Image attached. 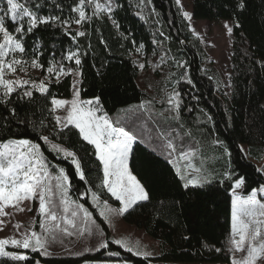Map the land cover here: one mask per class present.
<instances>
[{
  "label": "trees",
  "instance_id": "1",
  "mask_svg": "<svg viewBox=\"0 0 264 264\" xmlns=\"http://www.w3.org/2000/svg\"><path fill=\"white\" fill-rule=\"evenodd\" d=\"M36 2L44 5L41 14H61L54 7L60 4L63 15L67 16L69 5L74 0ZM118 2L123 7L117 11L116 18L121 25L120 31L128 39H122L107 20L85 25L88 36L78 38L81 52H87L82 56V75H79L81 99L99 96L109 116L114 121L119 120L121 126L127 124L130 106L150 97L137 84L139 69L132 57L135 48L143 44L145 57L150 58L156 53L162 55L165 76L170 77L160 80L159 85L154 87L153 98H161L167 87H175L181 92L180 122L183 129L199 138L200 147L204 149L202 155L215 158L214 162L208 159L205 165L208 172L214 170L219 173L228 163V158L221 156L222 148L211 143L213 139H218L231 152V167L239 176L246 178L248 190L264 184V175L257 171L250 160L260 161L264 156V107L261 104L264 100V67L257 63L264 60V0H244L243 9L237 7L239 0H192L193 19L229 20L233 23L229 99L224 97L215 69L209 64L201 42L189 30L175 0H152V4L143 9V18L135 15L138 0ZM152 7L155 13H150ZM161 32L163 35H160ZM101 36L107 47L100 42ZM154 40L160 43L154 44ZM25 46L28 49L26 59L32 58L34 49L40 54L38 58L44 65L43 69L40 68L43 73L53 59V53L59 61L62 53L69 48L74 50L77 44L65 36L62 29L41 26L26 38ZM177 61H187L191 84L187 79L175 83L184 74ZM64 64L75 67L71 61H64ZM50 92L57 98H69L71 76L61 77L59 83L51 81ZM21 95L14 93L10 104L0 103V140L27 138L40 143L46 161L56 163L68 174L71 185L69 196L78 199L93 212L109 241L106 248L82 250L72 255L44 257L29 250L32 260L28 264H34L36 259L41 264L123 263L125 260L131 264L230 263L226 251L217 253L214 250L224 247L230 232L231 192L228 184L221 185L213 180L202 186L184 188L169 159L138 138L132 145L129 167L149 192L150 199L139 203L121 217L125 223L157 239L160 253L148 258L136 256L110 241L107 225L91 204V192L99 193L101 200L106 199L112 205L118 204L106 189L97 187L103 172L93 147L84 142L75 130L65 131L61 135L52 134L54 121H51L48 112L50 97L46 99L37 91H34L32 98H21ZM11 108H15L16 115L10 114ZM21 120L25 123H20ZM41 120L48 127L41 125ZM41 135H49L51 142L61 143L77 153L86 173V181L76 175L70 159L53 152L49 144L40 140ZM241 145L246 146L247 156L240 150ZM205 166L203 164L204 169ZM84 193L87 194L82 195ZM205 242L207 248L203 246ZM8 249L12 250V246ZM111 252H119L120 256H110ZM7 264L15 262L8 261Z\"/></svg>",
  "mask_w": 264,
  "mask_h": 264
},
{
  "label": "snow or ice",
  "instance_id": "2",
  "mask_svg": "<svg viewBox=\"0 0 264 264\" xmlns=\"http://www.w3.org/2000/svg\"><path fill=\"white\" fill-rule=\"evenodd\" d=\"M151 4L152 0H138L136 5L138 10L135 15L143 18V9ZM175 4L182 16L190 20L193 14L184 10L182 0H175ZM43 7L44 5L36 0H0V103L10 104L14 93L18 95L22 93L21 98H32L34 90L46 99L51 98V107L48 112L51 121H54L52 134L61 135L65 131L75 130L79 137L94 149V155L99 160L103 172L97 187L106 189L110 197L119 203V207H114L106 199L101 200L97 192H91L92 200L95 207L99 209V217L103 221L111 222L114 216H123L139 203L150 199L149 192L129 167L132 145L138 136L134 131L121 126L119 120L114 121L109 116L99 96L81 99V89L78 87L81 81L73 79L71 98L61 99L50 92V78L54 76L55 81L59 83L61 77L82 75L80 71L82 56L87 55V52H81L78 38L88 36L85 25H91L94 21L107 20L122 39H128L120 31L121 25L116 18L117 11L123 5L118 0H74V3L69 5L67 16L63 15V7L60 4L54 5L61 12L59 15L41 14ZM237 7L243 9L244 0H239ZM150 13H155L154 7L150 8ZM73 25L76 26L75 30ZM41 26L62 29L63 34L70 37L77 47L74 50L69 48L62 53L59 61L55 59V53H53V59L49 61L46 69L47 76L44 80L37 82L30 79L6 78L8 74H15L18 70L25 71L29 64L32 68H44L38 58L40 54L35 49L32 58L26 59L28 49L25 46L26 38ZM224 26L228 34L233 32L232 26L227 22ZM236 26L239 27V24L237 23ZM189 30L194 36L199 37V33L195 31L191 23ZM160 35L163 33L161 32ZM100 42L107 47L102 36ZM153 43L160 42L154 40ZM133 44L135 45V41ZM143 48L144 45L140 44L135 48V52L140 53ZM64 61L74 62L75 67L65 66ZM133 63L141 70L146 67L145 62L133 60ZM161 63H164L163 58ZM257 63L264 67V60ZM176 64L184 69V74L175 83L179 84L180 81L187 79V82L191 84L192 80L187 74V61H177ZM228 76L226 87H231V74L229 73ZM169 78L166 77V79ZM193 98L196 99V97ZM157 103L161 105L162 110H155ZM181 105L182 94L173 87L171 91L165 90L159 101L155 98L141 100L139 104L132 106L129 117L133 118V122L140 119V116L135 115L138 112L141 115L143 112H148L149 119L159 117L155 121L159 129L156 139L160 142L162 150L169 158L175 156L178 160L191 161L197 155L198 149L184 142L186 138L191 139L192 133L184 131L183 125L180 124ZM188 110L191 111V109ZM9 111L11 115H16L15 108ZM208 119L211 120V117L209 116ZM173 122L176 124L175 128L172 126ZM20 123L25 121L21 120ZM40 124L48 127L43 120ZM40 140L49 144L53 152L62 154L65 158H71L76 175L80 180L86 181L81 158L75 151L61 143L51 142L49 135H41ZM211 143L221 147L222 156L228 158L223 171L208 172L203 168L204 161L201 160V167H194L190 162L184 167L177 166L176 174L183 181L184 188L202 186L213 180L221 185H229L232 196L230 232L224 247H216L214 250L217 253L226 251L230 264H264V184L248 190L246 178L239 176L231 167V152L228 147L218 139H213ZM240 150L246 151L242 145ZM51 167L45 159L40 143L27 138L0 140V217L10 215L5 211L7 208H15L20 212H32L33 208L25 209L22 205L25 201L33 203L38 201V208L35 211L40 219L34 222L38 223L41 229L36 231L34 227L28 226L25 231L19 232L21 224L19 222L14 224L13 227L19 234L0 238V258H6L0 260V264H7L8 261L15 264H28L32 260L28 254L29 250L49 257L53 255L49 249L54 243L58 241L62 243L64 237L74 234L96 235L99 237V247H108L109 241L105 238L103 228L93 217V212L84 204L68 198L71 185L65 169L60 167L58 173H54L50 171ZM257 171L264 173V168H259ZM241 191L246 194L241 195ZM56 197H59V200ZM70 205H74V208L69 216ZM60 206H63L62 211H59ZM3 226L4 220L0 219V230H3ZM114 243L136 256L148 258L153 255L149 251L141 250L139 241L132 243L121 238L116 239ZM9 245L12 246V250L8 249ZM203 246L208 247L206 242ZM109 255L120 256V253L111 252ZM34 264H41V261L36 259ZM123 264H131V262L125 260Z\"/></svg>",
  "mask_w": 264,
  "mask_h": 264
},
{
  "label": "rangeland",
  "instance_id": "3",
  "mask_svg": "<svg viewBox=\"0 0 264 264\" xmlns=\"http://www.w3.org/2000/svg\"><path fill=\"white\" fill-rule=\"evenodd\" d=\"M182 4L184 6V10L191 13L192 0H182ZM186 21L188 25L191 23V25L195 28V31L199 33V37L197 36L196 37L201 42L207 54L209 64L215 69L217 73L220 89L224 97L229 99L230 87H226V85L229 79L228 74L229 73L231 74V54H232L231 50H232V44H233V35L232 33L228 34L224 25H225V22H227L230 26L233 27L232 21H229V20H221V21L195 20L192 17L190 20L186 19ZM72 27L73 29H76L75 25H73ZM132 57L135 60H138L139 62L146 63V67L143 70L138 68L139 74H138L136 81H137L138 86L142 90H144L148 96H150L148 97V99H152L154 96L153 94L154 87L159 85L160 80H164L165 77H167L165 76L164 63H161L162 55L160 53H156V55L149 58V57H145V54L142 50L140 53L135 52L134 54H132ZM157 65H159V67H157ZM46 76H47L46 71L42 73L40 68H32L29 64L26 66L25 71L18 70L15 74H8L6 78H9V79L22 78V79H30V80H34L38 82L40 80H44ZM73 79L79 80V75L71 76V85H72ZM50 80L51 81L55 80V77L54 76L51 77ZM165 90L171 91L172 88L167 87L165 88ZM71 96H72V90L70 92V97L67 99H70ZM160 99L161 98H157V99L155 98V100L157 101H159ZM261 104L264 107V100L262 101ZM134 105H131L130 108H132V106ZM164 107H168V106L164 105ZM155 110L156 111L162 110L161 105L159 103L155 105ZM58 114H63V113H58ZM136 115L140 116V119H136L133 122V118L129 117V122L127 124L124 123L123 126H125L128 130L134 131L137 134L138 138L141 140V142L148 145L151 149L166 156V158L169 159V161L174 164L175 168L177 166L184 167L185 164L189 162L194 167H199V165H201V160L204 161L203 163L204 166L206 165L208 159H211L210 162L211 161L214 162L215 158L213 156L208 155V158H207V156H204L201 154V152L204 149L200 147L199 138L194 136L193 134H192L191 139L186 138L184 142L185 144L196 147L198 149L197 155L191 161L178 160L175 156H173L172 158H169L167 153L163 151L162 148L160 147V142L156 139L157 132L159 129L155 121L158 120L159 117H155L154 119H149L148 112H143L142 115L138 112ZM180 124L182 125L181 122ZM172 126L174 128L176 127L175 122H173ZM183 130L187 131L185 129ZM242 146L246 150V151H243V153L247 156V148L245 145H242ZM68 159L71 160V158H68ZM250 160L254 163L257 169L264 168V156L262 157L260 161H255L253 159H250ZM50 165L52 166L50 168V171L54 173H58V169L60 167L56 163H50ZM205 170L208 171V167L205 166ZM189 171H191V169H189ZM262 174L264 175V173ZM68 198L70 200H76L79 202L78 199H74L70 196H68ZM56 199L59 200V197H56ZM231 200H232V196H231ZM91 204L96 209V213L99 216V209L95 207L93 200H92V195H91ZM113 206L119 207V203ZM22 207H24L25 209L31 207L33 208V211L32 212H28V211L20 212V211H17L15 208L5 209V211L10 213V215L0 217V219L4 220L3 230H0V238H5L10 235H18L19 232L25 231V229L28 226L34 227L36 231H41L38 223L34 222L35 220L40 219L38 213L35 211V209L38 208V201L35 203L31 201H25ZM62 208L63 206H60L59 211H62ZM72 208H74V205H70L69 207V213H68L69 216H70V212ZM231 211H232V205H231ZM17 222L21 224L19 232L17 231V229L13 227V225L16 224ZM104 222L107 225L109 233H110L109 234L110 241L114 242L116 239H121V238H124L132 243H134L135 241H139L141 250H146L153 254L150 257L159 255L160 253L159 241L147 235L143 230L125 223L122 220L121 216H114L111 222H107V221H104ZM98 248H100L99 247V237L96 235H88L87 233H85L83 235L74 234L73 236H66L63 238L62 243L59 241L54 243L49 250L53 253V255H72V254H77L80 251L85 250V249H88L89 251V250H94ZM86 264H123V263L122 262H96V263H86ZM154 264H166V263H154ZM167 264H184V263H167ZM191 264H219V263H191Z\"/></svg>",
  "mask_w": 264,
  "mask_h": 264
},
{
  "label": "crops",
  "instance_id": "4",
  "mask_svg": "<svg viewBox=\"0 0 264 264\" xmlns=\"http://www.w3.org/2000/svg\"><path fill=\"white\" fill-rule=\"evenodd\" d=\"M173 164V163H172ZM174 165V164H173Z\"/></svg>",
  "mask_w": 264,
  "mask_h": 264
}]
</instances>
